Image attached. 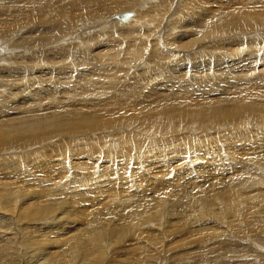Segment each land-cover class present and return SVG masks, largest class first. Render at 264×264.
<instances>
[{"label": "rangeland", "instance_id": "374dc122", "mask_svg": "<svg viewBox=\"0 0 264 264\" xmlns=\"http://www.w3.org/2000/svg\"><path fill=\"white\" fill-rule=\"evenodd\" d=\"M173 1L174 3L171 0H167V5L165 9L170 8L171 11L168 14L170 15V17L163 18L164 19L162 20L163 23L161 24V26H159L162 32L160 33L163 36L164 42H165V39L169 37L168 35L171 34L173 37V40L172 38H170L171 35L168 40L170 42L177 41L176 44L177 43L179 44V46H177L178 50L172 54L169 53L171 50L162 43V38L159 41L155 40L154 38L155 37L154 35L156 32V31L154 32V30H156V27H157L156 22L159 23L161 20V18L158 15L152 17V19L150 18V22L147 21L146 24L144 23L139 24V20H138L139 18L137 17L136 14H135L136 16L133 19H131V21L129 20V22L127 21L125 23H122L120 21L118 22L117 20H115V16H117V14L121 11L125 12L126 8H123V7L115 8V9H118V11L116 10L115 12L111 13L108 16L109 18L105 16L106 19H104V17H95V16H92L88 19L86 18V20L84 21L89 22L90 24L89 27L88 28L82 27L81 29H78L81 32V36L83 37V41H81V43L79 42V40L77 39L74 40L72 37L71 40L68 41L70 44L69 47L63 42L58 43L59 39H57L54 42L47 43L45 45H40L38 48L35 47L30 50H22V49L15 50L16 51L15 54L11 56L13 60H15L17 55H19V57H25L29 60H32V59L42 60V58H45V62L40 64L41 65L40 72L34 73L32 75V76L36 75L37 77H31L27 69L17 70L12 74V76L19 79V82H24V81L27 82L25 78L33 79L32 81L29 82L28 88H22V89L15 90L16 97H19V95L23 92H26L30 95L31 90L42 88L46 93L51 94L55 98L57 102H54V103L58 104V111L74 110L76 112L91 113L94 110L82 111V110H75V109L76 108L85 109L87 107H92V109H95L96 106L98 107V104H95L97 103L95 102V99L98 96H101L108 103H113L114 101L116 102L120 101L123 104L118 102V104L116 103V105L118 106L120 104L119 105L120 107L122 105L123 106L121 107L122 109L118 106L117 108H119L120 111L118 112L114 111L112 114V116L117 117L116 118L117 121L115 120L114 122L113 121L114 117L112 119L111 115H108V117H105V118H110L111 124H112V121L114 122L113 123L114 125L112 124L113 126L112 125L99 126V127H95V129L93 130L89 129V130H82V131H76L73 129L67 130L66 128H62V129L56 130L53 133L49 134L48 136L50 137L44 139L43 144L42 143L35 144L32 142V143H19L17 147H14V145L16 144L10 145L8 148H5V149H9L11 153L10 152L8 153L7 150L0 151V173H2L1 175H3L4 173L7 172L6 170L8 166L7 161L8 159H10V157L18 156V155L27 156L28 158L23 160V162H25L26 160H30L31 158L33 159V157H36V153L33 151L41 150L39 160L40 159L43 161L51 160L53 161V164L55 165L51 166V170L47 172L41 171L45 168L43 166L38 165V168L39 167L41 168L33 174V181L22 180L24 176L26 177V175L25 173H21L20 176L15 178V181L17 180L16 181L17 183L15 184L19 185V187H23V194L34 192L35 196L37 197L41 196L42 198H45L44 196L49 189L51 188L54 189V187L57 188L56 186H54V184L48 185L49 183H51V181L54 182L56 180L58 181L57 183H60L62 187H64L66 190V192L64 191L63 196H60L61 194L60 195L56 194L58 198L62 197V199H64L66 198V196L69 197V195H67V189L84 191L85 195L83 194L82 197L86 199L88 205L84 204L83 205L84 207L81 206L82 209L81 210L79 209V210L82 212L83 210H86L83 213L86 212L85 214L90 213L91 215H93L96 211L102 208L104 209L106 207L112 206L113 204H111L109 200L118 198L117 196H119V198L122 197V199L125 200V202L123 203V206H124L123 208H125V206L127 207V205L130 204V203H127L128 201L126 202V199L128 197V190H129V187H127V185L129 184L131 188H137L138 190V186H140L139 184L141 183L143 184L139 192L142 195L146 194L148 195L149 198H151V203H152L151 206L156 207L160 203L161 208H163V210L161 209L157 210L154 214L156 217L157 213L159 212L156 217L158 219H156L153 222H149L150 224H146L145 220H142L141 222L139 220L138 221L139 223H137L136 226H138V224L140 223L143 224V225L140 224V226L137 227V228L139 227L142 228V229L139 228V230L138 229L133 230L135 229L134 226L133 227L130 226L129 227L130 229H124V226L122 229H119V228L115 229L114 233L109 235L110 239L108 243H106L105 245H102L103 248L100 251L101 255H99L101 256V260L98 261L97 263L96 262L97 259H94V258L92 259L90 257L89 258L87 257L86 261L84 262L85 264H127V262L128 264H264V229L263 228L261 229L258 226H254V222H255V218L257 217V214H253L257 212L256 208L258 206V203H261V201H263V198H264V173L260 171V170H263L262 167L259 165H255V166L252 165L251 173L254 175L261 176L263 183H261L262 186L260 187H262L263 189H261L259 186L258 187L256 186V190L254 187V189L252 188V190H250L249 192H246L245 193L246 195L244 194V196L241 199H237L236 200L237 202L235 201L236 205L240 201H242L239 204L241 205L240 208L243 209V210H239L237 214H234L231 216L222 215L223 208L222 206L218 204V200L216 198V197L221 198L222 195L215 194V193H218L220 189H217V186H214V183L216 181L229 177L231 175L230 174L231 172H236L239 170V169L235 170L236 168H234V164L229 163L230 160L234 159L233 157L234 155H232L231 153L232 151L234 152L233 154L239 155L238 157L239 159L242 158L241 157L242 155L240 156V153L242 152V150L245 154L243 152L241 154H243V156L246 155L244 156L245 158L243 157L242 159H249V157L251 156L252 158L256 157V149L258 150L263 149L260 151H264V147H263L264 146V112H256V113L252 112L246 115L237 116L233 119H224L225 115L221 113L219 118H217L216 120H213V119L211 120V118L207 119L205 117H200L199 114L194 113V112H189L187 114L179 115V116L178 115L170 116L169 114H165L159 110L158 107H162L163 105H158L156 107H152L151 105H149L148 108L142 107L144 103H152L153 101H157L159 100L160 97L166 96V95L167 97L169 96H171L172 98L174 97L173 99L176 98L175 96H179L180 104L187 103V104H192V105L196 103H200V101H203L206 99L213 100V99L224 98L225 102H227V98H229L232 95H234L235 97H239V98L246 97L248 99H253L256 101L264 100V94L257 95L258 93H264V87H263L264 85H261L259 82V78H262L264 82V73H263L264 72V26L260 27V24H259L263 20L261 19L260 21H258L259 22L258 23V22H255L253 19L246 18V20L249 23L246 26H241V25L235 26V24L229 25L226 29V34L219 33V32L217 33L216 31L217 29H214L213 31L216 34L214 32H210L209 34L207 33L206 35H204L205 33L203 32V30L205 29V25H207V20L210 21V20H216L217 18H221L222 15L227 14L228 10L230 11L233 10V9H229V7L233 5L236 6L239 4L241 5L244 3H249V1L248 0H173ZM257 1L258 3L260 2L264 3V0H257ZM139 5L141 6V10H144V7L146 6L145 2ZM254 8L255 7H248V8H241L240 10L247 12ZM137 10H138V5H137ZM137 10H133V11L136 13ZM178 10H181V12H184L185 14L184 13L181 14L180 11L177 12ZM186 14L188 15V17ZM177 17L180 18L179 21ZM81 20H83L82 17L77 18L76 21L73 23V25H71V30H75V28L77 30V27L79 26V23H80L79 21ZM153 20H156V21H153ZM183 20L184 21L186 20L185 21L187 23L186 26H184L185 24L183 23L185 22H183ZM93 21L95 22V24ZM110 21L112 23H110ZM63 22L64 20H62V23ZM90 22H93V23H90ZM67 23L69 26L68 21ZM176 23L177 24L181 23L183 26L180 24L181 27L178 25V28L176 29L177 27ZM188 23H190V26L188 25ZM197 25L198 27H201L200 30L197 29L198 32L196 31V28H195ZM184 27H186V30L184 29ZM191 28H193L194 31ZM29 30H31V26L20 29L16 33H19L18 36L20 37ZM136 31H137V34L139 35L135 34ZM194 32L196 34H194ZM30 33L32 34V32ZM151 33L153 35L152 41L149 38H146V34H151ZM165 33H167L168 35H166ZM134 34L136 35L135 36L136 39L138 38L137 40L135 39V41L133 38ZM140 35L141 36L143 35V37H140ZM157 35H159V33ZM139 40L141 42H139ZM189 41H192L191 43L193 45L189 43ZM135 42L137 44H135ZM150 42H152V45L150 44ZM55 43H57L58 46H55ZM182 43H184L183 45L187 44L188 46H192V47L191 48L188 47L186 49L184 47L183 49V46L181 45ZM154 46L156 47L157 51L151 55L150 59L145 58L143 54H146L147 53L146 51H148L149 48L151 49L154 48ZM68 48H71V50H69ZM247 49L252 50L251 55L250 53L245 52ZM137 50L141 51V55L139 56L135 55L134 52ZM1 51H3V48L0 50V53L2 54L3 52ZM178 52L180 54L184 52L185 55L180 56V54L179 55L177 54ZM220 53L221 55L219 56ZM123 55H126V57ZM170 55H172V57H170ZM176 56L178 58H176ZM204 56H206V58ZM216 56H218V58H216ZM245 56H247L246 57L247 61L244 60L246 59ZM188 57H191L194 60V62L192 61L191 58H189L190 59L189 60ZM202 57H204V59L206 60H204ZM212 57H214L213 60L215 62L212 60ZM220 57H221V60H220ZM256 57L258 58L256 59ZM170 58L172 59L170 60ZM198 58L200 59L199 63L198 62L196 63L195 61H197ZM222 58H224L225 61L222 62ZM236 58L238 59V61ZM187 59L189 60L188 63H187L188 61ZM228 60L231 61L233 64L229 62ZM169 61H171V63H169ZM172 61H174V63L182 62V64L184 65L183 66L181 65V67H179L180 64L177 63L178 64L177 67L180 69L178 70V68L175 67ZM210 61H213V62H210ZM191 63H193V65L197 67L200 66L201 64L200 67L196 68L197 73L201 72V70L205 71L204 73H207L206 71H209V69L214 70L215 72H219V71L225 72L226 71L225 73L223 72L224 74L222 73L219 75V83L222 87L221 88L214 87V86H211L210 84L206 85L207 83L203 82L204 86L202 85V87H200L201 85H198L199 89L196 90L197 84L194 83L196 81L192 82L193 79L190 80L189 77L185 76L184 73L186 69L181 70L184 67L190 69V67H187V66H191V68L192 67L194 68V66ZM215 63L218 65H216ZM10 65L15 66L16 64L12 62L10 63ZM219 65L220 66L222 65V67H220ZM156 67L158 68L156 69ZM160 67H161V70H159ZM170 67L172 68V72L170 71L171 78H169V80L165 78L164 81H159L162 79V76L167 68L171 70ZM231 68L233 71L230 70ZM257 70H258V73H257ZM231 72L235 73L236 75V76L234 75L235 77L239 76L240 78L242 77L241 79L243 80L247 79L246 81L252 84V85L251 84L249 85L255 88H252L249 86L244 87L243 85H241L240 87L243 88L244 90L242 93H238L237 91H234V94H230L229 93L230 90H234L236 88V86H231V87L228 86V83H230L228 79L230 80L231 77L235 78L233 76L234 73L232 74ZM229 73L231 74L228 75ZM245 73H246V76H245ZM203 74L201 72V74L199 73L198 75L202 76ZM124 76H127V77H124ZM120 79L124 80L120 82L123 84V87L125 86V84L126 86L124 87L123 91H119L120 93L117 92L116 94L117 96L115 99L114 98L115 93L113 91L117 86V81L118 80L120 81ZM129 82L130 83L132 82L130 84L132 85V87L129 85ZM192 85L196 87H193ZM258 86L260 87L258 88ZM11 101L12 103L14 102L13 99H11ZM126 101H128V103ZM214 102H217V101H214ZM126 105L127 106L129 105V107H126ZM134 106H136V109H133ZM123 107H126L128 109H123ZM170 107H177V105H173ZM249 122H251V124ZM236 123L239 125H237ZM246 123H249V124L246 125ZM230 125L231 127H229ZM228 127L230 129H228ZM222 129L223 131H221ZM233 133H236V135H234ZM240 133L246 134L247 137H239L238 135ZM199 134L200 136L210 135V139L213 142H208V143H213L214 146L217 144L219 150L223 153V156H224V157H221L220 159L221 161L218 158H216V156L213 157L211 154H209L207 158L205 155H202L203 157H205V159H203L200 163H198L197 160L192 157L194 156L192 154H195V152L194 151L191 152V150L189 149L190 147L189 144L187 143L185 144L184 141L186 139H187L186 141H188L189 138L191 137H199ZM220 134L226 135V136H222ZM177 135L180 136L179 137L180 139H183V140L185 139V140L184 141L181 140L180 142H177V144L175 145L179 146L181 149L185 147L186 148L185 150L187 152L186 153L183 152V154L182 155L180 154L179 156H177V158H175L176 156L173 157L170 163L168 162L164 164H162V162L160 161H158L157 163L155 162L153 164H149L152 161H155V159L154 158H141L140 159L141 161L149 164L147 165L146 168L152 169V171L150 170V173L147 174L149 177L146 176L144 179H141V180L138 179V177L135 175H134L135 177L133 175H129V177H127V174L128 173L130 174L129 170L134 168L135 163H133V161H131L132 163L129 162L130 163L129 164L128 162H126L127 161L126 160L125 161L126 164H124L128 166L126 167L121 163L122 160L120 159L119 156L117 157L116 161L109 162L107 161V158L103 155L107 149L117 147L116 146L117 142L121 140H128L126 141V143L127 142L132 143L131 140L133 141V139H137L138 141H143L145 139H148L147 143L149 142L151 146H153L155 142H158V141L159 142L157 143V145L162 146L164 144L167 145V141L170 140L171 137H174ZM250 137H252L251 139L253 141L250 139ZM97 138L98 139L100 138L101 142L99 140L96 141ZM118 139H121V140H118ZM243 139L247 143H245ZM248 139L251 141V143ZM102 140L104 141V143ZM109 141H111V143ZM99 142L101 144H99ZM159 143H162V144H159ZM94 144L96 145L98 144L97 147L100 149L102 147L103 148L101 150L99 149L100 154L98 152L96 157L91 156L93 157L92 162H94L92 164L93 168L95 170H99L100 165H101L102 167L107 168L106 170H104L105 173L106 172L111 173L112 182L110 181L111 182L110 185L108 184L106 188L98 187L97 185H95V182L93 180H90L84 177L83 175H81V173H78L77 169L75 171V168H74L75 163H77V165L81 163L80 164L81 166H79V168H82V166L84 165L83 162L85 163L87 162V164L91 162V160L89 159L90 155H87L88 154L87 151H91L92 145ZM102 144L103 146L100 147V145ZM195 145L197 144H194V146ZM213 145L211 148H214ZM217 146L215 148H217ZM174 147H175L174 145L171 146V149H172L171 151H173L176 148ZM230 147H233L234 150L231 149ZM235 149L238 152L235 151ZM102 150L104 151L102 152ZM81 153H86V154H81ZM108 153L109 152H107V154ZM185 154L186 156H183ZM247 154L248 155L251 154V156L250 155L247 156ZM102 155L105 157L108 165L106 161H104L105 159H103ZM179 158L180 160L181 159L182 160L181 161L176 160ZM119 159L121 160L120 162L118 161ZM188 159L191 161H194L195 163L191 162V163L183 165V161L188 162L189 161ZM4 160L6 163L4 162ZM122 162L124 163V161ZM21 164H24L26 167V163H21ZM109 164L112 165V167L113 165L115 167L112 168ZM181 164H182L181 170L183 171L178 169L180 168ZM24 165H21V167L23 166L22 168L25 169ZM263 165H264V161H263ZM107 166L109 167L110 170H108ZM130 166L132 168H130ZM207 166L209 167V169H211L210 170L211 172L208 171L209 169L207 168ZM62 167L65 168L64 173H62L59 170V169H63ZM150 167H153V168H150ZM119 168L122 169L123 171L120 170ZM162 169H163V172H162ZM168 170H172V173H168ZM155 172L159 173V175L161 172L162 175H165L164 178L168 179V181L167 180L166 181L170 183H167L164 179H162L163 178L162 175L160 176L161 178L158 177L159 175L156 176L157 174ZM165 172L167 173L165 174ZM208 172L210 173L212 177L208 175ZM169 174H172V176L170 175L168 178L167 175ZM119 175H121L122 181L121 179H119L120 178ZM152 175H155V176H152ZM206 176L208 178H206ZM54 177H57V178L55 179ZM74 177L76 178L75 180H74ZM170 177H171V180H170ZM129 178H131V184H130ZM148 178L149 179L151 178L150 182H148L149 181ZM186 178L189 180L191 179V181L186 180ZM196 178L197 179L199 178V179L197 180ZM160 179L162 181L164 180V182H162ZM207 179H209L208 180L209 185L205 183ZM38 180H40V183L42 186L36 185L38 184ZM45 180H48L47 185L43 183ZM145 180L146 182H148V187H147L148 190L145 187L147 185V183L144 182ZM202 180L209 189L208 195L210 198V202L212 203V201H214L215 204L213 203L209 205L204 204L202 208L198 207V209H196L193 207L191 211H189V209L186 208L187 206L186 202H184L183 205H185V209H186V212L184 214L179 209L181 207L180 206L179 208L176 207V209L174 210L181 211L182 213L180 214L181 216L178 213H176L175 215L173 214L170 215L169 212L172 213V211L168 209L167 200L169 201V198L170 199L173 198L174 197L173 195H175L176 191H177L176 194H182L184 192L188 195V192L191 190L192 186H195V189L192 188V192H194V190L195 192L194 193L189 192L188 198H190L191 196V198L199 199L197 198L199 197V195L197 194L199 193L198 186L199 184H203ZM213 180L214 182H212ZM113 181L116 184L115 186H117L116 188L117 192L115 191V188H114L115 186L113 184ZM156 181L158 182V184L161 181L162 185L160 183V186H162V188L164 187V189H168L167 190L169 192L168 196H166L167 195L166 191H164L166 194L164 192H162L163 193L162 194L160 193V191H158L160 186L156 183ZM31 182L34 183L36 186H30ZM178 182L180 185L177 184ZM190 182H192L193 185H191L192 183L190 184ZM144 183L146 185H144ZM151 183L152 185L150 187L149 184ZM154 183H156L157 187ZM89 184L91 185L88 186ZM173 184H177L178 186L175 185L173 187ZM185 184H188V185H185ZM183 185L187 187L184 188ZM170 187H173L174 190H172ZM162 188H160L161 191H162ZM182 188H183L182 192L179 191ZM108 191L109 193H107ZM150 191L151 193H149ZM257 191L259 193L258 196L260 198L257 197V194H258ZM152 192H153V195H151ZM106 193L108 194L109 197L106 196L105 198L103 196L107 195ZM158 193H159V197H157ZM170 193H171V196L169 195ZM249 193L251 194L253 193V195ZM109 194L110 195L113 194L112 196L114 198L111 197ZM154 194H156L157 196H155ZM161 194L163 195V197ZM248 194L250 197L248 196ZM192 195L194 196L192 197ZM160 196L163 199L160 198ZM182 197H185V196H182ZM252 197L255 200L254 199L251 200ZM107 198H110V199L107 200ZM154 198H156L158 201L155 200ZM186 198L187 197H185V199ZM159 199L160 200L162 199V200L160 201ZM154 200L156 201L155 203H154ZM246 200L248 203L245 202ZM253 200L254 202H256L255 207L254 205H252ZM60 202H61V199H59V210H57V212L52 211L48 213V217H44L43 218L44 221L39 223V225H41L42 232L53 233L55 235L64 234L67 228L75 229L81 224L77 220L76 217H74V219L68 220L69 217H67L66 214L69 212L75 213L76 211L73 210L72 207L67 205L66 203L61 204ZM107 202H109L108 206H106ZM103 203L106 205H103ZM246 204L248 206H246ZM14 205L15 204L6 203L0 209L1 211L0 212V234L2 233V235H0L1 236L0 238L7 237L9 233H11L15 229V228H11L12 225H13L12 227H15L18 224L24 225L32 220H37V218H32L31 216L22 214V212H19L18 209H17V212L14 213L13 207L14 208L16 207ZM5 207H11V210L6 211L3 209ZM92 208L95 209V212L94 210L92 212L90 211L92 210ZM245 208L249 212L246 211ZM82 212H80L79 214H81ZM166 212H168V215L171 216L169 218L167 217L168 220L163 218L164 216L167 215ZM262 212H260V214H261V217L264 218V213ZM90 214L89 216H91ZM199 214H200V218H199ZM176 215H178L181 218H179ZM162 218H163V221H165V224H162L163 226L160 224L162 226L160 227L158 226L159 224L157 223ZM20 220H24V221H20ZM4 221H8V222H4ZM144 223H145V226H144ZM148 227H150V229L152 230L150 229L148 230ZM254 227H257V229ZM158 228L160 230L159 232L160 234L156 233V231L158 232ZM253 230L256 232L257 235L260 236V239H255V237L257 236H254ZM126 234L127 236H125ZM93 252L94 250L90 252L91 256ZM26 255H31V254H22V253L20 254L21 264H26V262H22L23 260L22 257ZM75 259L76 258L70 257V258L61 259L60 262L62 264H66L67 262H69L67 264H78V262H75L77 261V259L76 260ZM50 260H54V259L50 258ZM90 260L91 261L93 260L94 262H91ZM82 261L84 260H81L79 264H84ZM34 262H37V257L29 260V264H33Z\"/></svg>", "mask_w": 264, "mask_h": 264}, {"label": "bare ground", "instance_id": "6f19581e", "mask_svg": "<svg viewBox=\"0 0 264 264\" xmlns=\"http://www.w3.org/2000/svg\"><path fill=\"white\" fill-rule=\"evenodd\" d=\"M171 1L174 3L173 0H171ZM248 1H249V3H244L241 5L239 4L236 6L233 5V6L229 7V9H233V10L232 11L228 10L227 14L222 15L221 18H217L216 20H210V21L207 20V25H205V29L203 30V32L205 34L204 33L203 34L206 35L207 33L209 34L210 32H214L213 31L214 29H217L216 30L217 33L219 32V33H223V34L225 33L226 34V29L229 25H234V24H235V26H240V25L246 26V25H248L249 23L246 20V18L253 19L255 22H258L262 19L263 21H261L260 23L258 22V23L260 24V27L261 26L263 27L264 26V3H261V2L258 3L257 0H248ZM143 2H145L146 6L144 7V10H141V6L139 4H143ZM137 5H138V10H137ZM166 5H167V0H0V36H1L0 37V39H1L0 40V50L3 48V51H1L3 53L2 54L0 53V151H2V150L6 151L7 150L8 153L9 152L11 153V151H9V149H5V148H8L10 145H13V144H16V145H14V147H17L19 143H32L33 142L35 144H39V143L43 144V140L50 137V136H48L49 134L53 133L56 130L62 129V128H66L67 130L73 129L76 131H82V130H89V129L93 130V129H95V127H99V126H110L115 122V120L117 121V119H116L117 117L112 116L113 112L114 111H117V112L120 111V109L117 108L120 104L118 106L116 105V103L118 104V102H120V101H117V102L114 101L113 103H108L101 96H98L95 99V102H97L95 104H98V107L96 106L97 108L95 107V109H92V107H87L85 109L84 108H76L75 109V110H82V111L94 110L91 113H89V112H76L74 110L58 111V104L54 103V102H57L55 100V98L51 94L46 93L42 88H37L35 90H31L30 95L26 92H23L19 95V97H16L15 96V94H16L15 90L22 89V88H28L29 82L32 81L33 79L25 78L27 80V82L26 81L19 82V79L12 76V74L17 70L27 69L29 71V75L31 77H37L36 75H34V76H32V75L34 73L40 72V70H41L40 64L45 62V58H42V60L41 59L29 60L25 57H19V55H17L15 60H13V58H11V56L13 54H15V52H16L15 50H17V49L30 50V49H33L35 47L38 48L40 45H45L47 43L54 42L57 39H59L58 43L63 42L64 44H66L69 47L70 44L68 41H70L72 37L74 40L77 39L81 43V41H83V37L81 36V32L78 29H81L82 27H84V28L89 27V25H90L89 22L84 21V20H86V18L88 19L92 16H95V17H104V19H106L105 16L108 17L111 13L115 12L116 10L118 11V9H115V8L123 7V8H126L125 12L121 11L117 14V16H115V20H117L118 22L120 21L122 23H125L127 21L129 22V20L131 21V19H133L137 15V17L139 18L138 19L139 24H141V23L146 24L147 21L150 22V18L152 19V17L158 15L161 18V20H160V22L158 21L159 23L156 22L158 28L155 26L156 30H154V32L155 31L156 32H155L154 38L157 41L161 40V38H162V43L167 48H169L171 51H173V52H171V51L169 52L172 54L178 50L177 46H179V44L178 43L176 44L177 41L176 42L175 41L170 42L168 40L170 35H171V34L170 35L167 34L169 32L165 33L169 37H167V39H165V42H164L163 36L161 34L162 32H161L160 27H159L163 23L162 22V20H164L163 18L170 17V15H168V14L171 10H170V8L165 9ZM248 7H255V8L251 9L247 12L240 10L241 8H248ZM133 10H137L136 13ZM179 11L181 12V10H178L177 12H179ZM122 13H131L132 15L126 21H123L118 17V15H120ZM182 13H184V12H181V14ZM81 17L83 18V20L79 21L80 23H79V26L77 27V30H76V28H75L76 31L71 30V25H73V23L76 21L77 18H81ZM182 17H184V16H182ZM187 17H188V15H187ZM104 19H103V21H104ZM177 19H178V21L180 20V18H178V17H177ZM182 19H184V18H182ZM62 20H64L63 23H62ZM66 20L69 22V26H68V23ZM112 21H114V20H112ZM153 21H156V20H153ZM185 21L183 20V22H185ZM93 22H90V23H93ZM110 23H112V22L110 21ZM115 23H117V22H115ZM94 24H95V22H94ZM180 24L181 23H179V24L176 23V25H177L176 29L178 28V25L181 27L182 24L181 25ZM183 24H185L184 26L187 25L186 22ZM129 25H131V24H129ZM188 25L190 26V23H188ZM29 26H31V30L25 32L22 36L19 37L18 36L19 33H16V32L20 29L27 28ZM143 26H145V25H143ZM168 26H170V25H168ZM197 27H198V25L195 27L196 31L198 32V30H200L201 27H198V28ZM193 28H191V29H193ZM184 29L186 30V27H184ZM184 29H182V30H184ZM194 29H193V31H194ZM30 32H32V34ZM187 32H189V31H187ZM158 33H159V35H157ZM135 34L139 35V34H137V31ZM135 34L133 37L134 41L136 39ZM191 34H193V33H191ZM194 34H196V33L194 32ZM198 34H200V33H198ZM140 37H143V35L142 36L140 35ZM146 38H149L152 41L153 40L152 33L146 34ZM170 38H172V40H173L172 35ZM136 42H135V44L138 43V42L137 43ZM139 42H141V41L139 40ZM191 42L192 41H189V43H191ZM184 43L181 44L183 46V49H184V47H185V49L188 47H190V48L192 47V46H188L187 44L183 45ZM150 44L152 45V42H150ZM146 45H145V47H146ZM149 45H148V47H149ZM55 46H58L57 43H55ZM68 49L71 50V48H68ZM179 49H181V48H179ZM156 51H157L156 47L154 46V48H152V49L149 48L148 51H146L147 53L143 54V56L145 58L150 59L151 55ZM222 52H224V51H222ZM245 52L250 53V55L252 54L251 49H247ZM134 53H135V55H138V56L141 55V51H139V50L135 51ZM221 53L219 54V56L221 55ZM225 53H227V52H225ZM177 54L179 55L180 53L178 52ZM130 55H132V54H130ZM184 55H185L184 52L180 54V56H184ZM123 56L126 57V55H123ZM180 56H179V58H180ZM170 57H172V55H170ZM204 57L206 58V56H204ZM204 57H202V58L204 59ZM214 57H212V60ZM221 57H220V60H221ZM246 57L247 56H245V58ZM176 58H178V57L176 56ZM189 58H191V57H188V59ZM216 58H218V56H216ZM257 58L258 57H256V59ZM171 59L172 58H170V60ZM194 59H196V58H194ZM223 59L224 58H222V62L225 61V59L224 60ZM236 59H235V61H236ZM189 60L187 61V63L189 62ZM199 60L200 59L198 58V60L195 62L199 63ZM204 60H206V59H204ZM244 60L247 61V58ZM146 61H147V59H146ZM192 61L194 62L193 59H192ZM213 61H210V62H213ZM237 61H238V59H237ZM258 61H260V60H258ZM12 62H14V64H16V65L15 66L10 65V63H12ZM172 62L176 68H178L177 67L178 64H180L179 67H181V65L182 66L184 65L180 61H179L180 63L177 62L178 64L174 63V61H172ZM229 62H231V61H229ZM169 63H171V61H169ZM191 64L193 65V63H191ZM216 65H218V64H216ZM222 65H224V64H222ZM222 65L221 66L219 65V66L222 67ZM200 66H201V64H200ZM200 66H198V67H200ZM203 66H204V64H203ZM158 67H156V69ZM187 67H190V69L184 67L181 70L186 69V71L184 73L185 76L189 77L190 80L193 79L192 82L196 81L194 83L197 84L198 88L196 86L192 85L193 87H196V90L199 89L198 85H201L200 87H202V85L204 86V83H207L206 85L210 84L211 86H214V87H220V88L222 87L219 83V75L222 74L224 71L215 72L214 70L209 69V71H206L207 73H204L205 71L201 70L202 74L203 73L204 74L202 76L201 75L199 76L198 74L199 73L201 74V72L197 73V69H196V68H198L197 66H194V68L193 67L191 68V66H187ZM170 69L171 70H169V68H167L165 70V72L162 76V79L159 81H164L165 78L167 80H169V78H171L172 68L170 67ZM215 69H217V68H215ZM223 69H225V68H223ZM159 70H161V67ZM178 70H180V69L178 68ZM230 70H232V68ZM198 71H199V69H198ZM133 72H134V70H133ZM231 73L233 74L234 72H231ZM231 73H229L228 75H230ZM257 73H258V70H257ZM130 75H132V74H130ZM130 75H128V76H130ZM234 75H235V73L233 74V76ZM245 76H246V73H245ZM124 77H127V76H124ZM241 78L239 76H237L235 78L231 77L230 80L228 79V81L230 82V83H228V86H230V87L236 86V88L234 90H230V92H229L230 94H234V91H237L238 93H242L244 90H243V88L240 87L241 85H243L244 87L249 86V87L255 88V87L249 85L251 83L246 81L247 79L243 80ZM34 80H36V79H34ZM122 80L123 79H120V81L119 80L117 81V86L113 91L115 93L114 94L115 99L117 96L116 95L117 92L123 91L124 87L126 86V84H125V86L123 87V84L120 83ZM250 81H251V79H250ZM175 82H176V80H175ZM259 82L261 85H264L262 78H259ZM131 83L129 82V85ZM130 86L132 87V85H130ZM259 87L260 86H258V88ZM263 94L264 93H258L257 95H263ZM175 97L176 98L173 99L174 97L172 98L171 96H169V97H167V95L162 96L159 98V100L153 101L152 103H144L142 105V107L148 108L149 105H151L152 107H156L158 105H163L162 107H158L159 110L165 114H169L170 116H174V115L179 116V115L187 114L189 112H194V113L199 114L200 117H205L207 119L211 118V120L212 119L216 120L217 118H219L221 113H223L225 115L224 119H233L237 116L246 115V114L252 113V112L253 113L264 112V100H262V101L257 100L256 101L253 99H248L246 97H240L239 98V97H235L234 95H232L229 98H227V102H225L224 98L213 99V100L212 99L211 100L206 99V100L200 101V103H196V104L192 105V104H187V103L180 104L179 103L180 97L179 96H175ZM11 99L14 100L13 103H12ZM214 101H217V102H214ZM93 102H94V100H93ZM126 102L128 103V101H126ZM120 103H122V102H120ZM132 103H134V102H132ZM134 104H136V103H134ZM169 105L170 106L177 105V107H170ZM126 107H129V105L128 106L126 105ZM126 107H123V109H128ZM133 109H136V106H134ZM155 109H157V108H155ZM121 111H123V110H121ZM121 114H119V115H121ZM108 115H111L112 119L114 117V120H113L114 122L112 121V124H111L110 118H105V117H108ZM132 117H134V116H132ZM124 118H125V116H124ZM249 123L251 124V122H249ZM249 123H246V125ZM231 125L229 127H231ZM237 125H239V124H237ZM229 127H228V129H230ZM221 131H223V129ZM127 133H125V134H127ZM236 133H233V134L236 135ZM220 135H222V134H220ZM222 136H226V135H222ZM227 136H228V134H227ZM238 136L239 137H247V135L244 133H240ZM179 137H180L179 135L171 137L170 140L167 141V145L164 144L162 146L157 145V143L159 141L155 142V144L153 146H151L149 144V142L147 143L148 139H145L143 141H138L137 139H133V141L131 140L132 143H130V142L126 143V141H128V140L118 139L121 141H118V140H117L118 142L116 141L117 147H115V145H114L115 148L107 149L103 155L107 158V161H109V162L116 161L117 157L119 156L120 159L122 161H124V163L120 159L118 161L119 162L121 161V163L123 165L126 164V162L129 163V162L133 161V163H135L134 168H132L130 166V168H132V169L129 170L130 174L129 173L127 174V172H126L127 177H129V175H133V176L135 175L138 177V179L141 180V179H144L146 176L149 177L147 174L150 173V170L152 171V169L146 168L147 165L153 164L155 162L157 163L158 161L162 162V164L168 163V162L170 163L173 157L176 156L175 158H177V156H179L180 154L182 155L183 152L184 153L187 152L185 150L186 149L185 147L181 149L179 146L175 145V144H177V142H180L181 140H183V139H180ZM251 138L252 137H250V139ZM122 139H123V137H122ZM206 139H207V141H206ZM244 139H243V141H244ZM98 140L100 141V138L99 139L97 138L96 141H98ZM186 140L184 141V143L189 144V146H190L189 149L191 150V152H193V151L195 152V154H192V155H194L192 157L195 158L198 163H200L203 159H205V157H203L202 155H205L207 158L208 155L211 154L213 157L216 156V158H218L219 160L221 159V157H224L223 153L219 150L217 144L214 146L213 143H208V142H213L210 139V135L200 136V134H199V137H191V138H189L188 141H186ZM248 140H246V141H248ZM236 141H237V139H236ZM100 142H99V144H101ZM109 142L111 143V141H109ZM103 143H104V141H103ZM106 143H108V142H106ZM245 143H247V142H245ZM250 143H251V141H250ZM159 144H162V143H159ZM194 144H197V145L194 146ZM97 145L96 144L92 145L91 151H87L88 152L87 155H90L89 159L91 160V162L89 164H87V162L86 163L83 162L84 165L82 166V168H79V166H81L80 165L81 163L78 165H77V163H75L74 168H75V171L77 169L78 173H81V175H83L84 177H86L90 180H93L95 182V185H97L98 187H100V188L105 187L106 188L107 185L108 184L110 185V183L112 182L111 173H108V172L105 173L104 170H106L107 168H104L101 165H100L99 170H95L93 168V165H92L94 163V162H92V158L96 157V155L100 149L97 147ZM105 145H107V144H105ZM172 145H174L176 147V148L174 147L175 149L173 151H171ZM212 145L214 146V148H211ZM102 146H103V144L100 145V147H102ZM216 146H217V148H215ZM230 148L234 150L233 147H230ZM215 149H216V151H215ZM260 150H263V149H260ZM260 150L256 149V157H254V158H252L251 154H249L251 156V157H249V159H242L244 156H246V155L243 156V154H241L243 152V150H242V152L240 151L241 153L239 152L240 156L242 155L241 159L238 158L239 157L238 154H233L234 152L232 151L231 153H232V155H234L233 156L234 159L230 160L229 163L234 164V168H236L235 170H237V169H239V170L236 172H231L230 173L231 175L229 177H226L224 179H220L218 181L215 180L216 182L214 183V186H217V189H220L219 192L217 191L218 193H215V194L222 195L221 198H218V197H216V198L218 200V204L220 206H222V208H223V211H222L223 216H226V215L231 216V215L237 214V212H239V210H243L242 208H240L241 205L239 204L242 201H240V202L238 201L239 203L237 205H236L235 201L237 199H241L244 196V194L246 192H249L250 190H252V188L254 189V187H255V190H256V186L257 187L262 186L261 183H263V182H262L261 176L260 175H254L251 173V166L252 165L261 166L263 170H260V169L259 170L262 173H264V165H263L264 151H260ZM5 151H3V152H5ZM103 151L104 150H102V152ZM235 151H237V150L235 149ZM33 152L36 153V157H33V159L31 158L30 160H26L25 162H23V160L27 159L28 157L23 156V155L10 157V159H8L9 162L6 159L7 164H8L7 169H6L7 172L4 173L3 175H1L2 173H0V209L3 207L4 204L11 203V204H15L14 206H16L15 208L13 207L14 213H16L17 209H18V211L22 212V214H24V215L31 216L32 218H37V220H32V221H30L24 225L18 224L15 227H12L13 226L12 225L11 228H15V229L11 233H9V235L7 237H4L5 239L0 238V264H21V259H20L21 253L33 255V256L26 255L24 257L21 256L23 258L22 262H26V264H29V260L34 259L36 257H37V262H34L33 264H62L60 262L61 259L70 258V257L76 258L77 261H75V262H78V264H79V262H81V260H84V261H82L84 263L86 261L87 257L88 258L90 257L92 259L93 258L97 259L96 262L98 263V261L101 260V256H99V255H101L100 251L103 248L102 245H105L106 243H108V241L110 239L109 235L113 234L115 229H117V228L122 229L123 226H124V229H130L129 228L130 226H132V227L134 226L135 229H133V230H136V229L139 230V228L142 229L141 227L137 228L138 226H140L141 223L138 224V226H136L137 223H139L138 222L139 220H140V222L142 220H145L146 224H150L149 222H153L156 219H158L156 217H157L159 212L157 213L156 217L154 215L155 212L157 210H160V209L163 210V208H161V206H160V203L156 207L151 206V204H152L151 198H149L148 195H146V194L142 195L139 192L140 188H142L141 187L143 185L142 183L139 184L140 186H138V190H137V188H131V186L129 184H128L129 186L127 185V187H129V190H128V197L126 199V202L128 201L127 203H130L129 205H127V207L125 206V208H123L124 207L123 203L125 202V200L122 199V197L119 198V196H117L118 198H114L112 196L113 194H111V195L109 194L114 199L112 198L113 200H111L110 198H107V200L110 199L109 201L113 205L112 206L109 205L110 207H106L104 209L101 207L102 209H100L96 212H95L94 208H92V210L89 209L91 212L93 210L95 212L93 215H91L89 213L91 216H89V214H85L86 212L83 213L86 210H83V212L80 211L82 209V207H84L83 205L87 204L86 199H84L82 197L85 192L67 189V195H69V197H67L64 194L66 196V198H64V199H62V197L58 198L57 195L61 194L60 196H63V193H64V191L66 192V190L64 187H62V185L60 183H57L58 182L57 180L54 182L51 181V183L48 184V185L54 184V186H56L57 188H55V187H54V189L51 188L46 192V194L44 193L45 198H42L41 196L40 197L35 196L34 192H31L28 194H23V187H19V185L15 184V183H17L16 182L17 180L15 181V178L20 176L21 173H25L26 177L24 176V178L22 180L33 181V174L41 168V167L38 168V165L43 166L45 169H43L41 171H46V172L51 170V166L55 165V164H53V161H51V160H47V161H43L41 159L39 160L41 150L40 151L35 150ZM107 152H109V153L107 154ZM165 153H167V154H165ZM81 154H86V153H81ZM99 154H100V152H99ZM236 155H238V156H236ZM249 155L247 154V156H249ZM91 156H93V157H91ZM104 156H103V159H105ZM183 156H186V154ZM20 157H21V159H20ZM100 158H101V156H100ZM141 158H154L155 161L151 160L152 162L147 164V163L141 161L140 160ZM191 158H189V159H191ZM176 160H180V158L176 159ZM212 160H213V158H212ZM104 161H106V159ZM107 161H106V163H107ZM4 162H5V160H4ZM147 162H149V161H147ZM191 162L195 163L194 161L189 160L188 162L183 161V165L191 163ZM21 163H26V167L24 164H21ZM117 164H118V162H117ZM21 165H24L25 169L22 168L23 166L21 167ZM107 165H108V163H107ZM110 166L112 167V165H110ZM124 166H126V165H124ZM204 166H205V164H204ZM113 167H115V166L113 165ZM118 167H119V165H118ZM126 167H128V166H126ZM181 167H182V164H181L180 168H178V169L181 170ZM62 168L63 169H59V170L62 173H64L65 168L64 167H62ZM95 168H96V166H95ZM150 168H153V167H150ZM154 168H155V166H154ZM207 168L209 169L208 166H207ZM127 169H129V168H127ZM205 169H206V167H205ZM108 170H110L109 167H108ZM120 170H122V169H120ZM210 170L211 169H209L208 171L211 172ZM165 171H166V169H165ZM181 171H183V170H181ZM162 172H163V169H162ZM185 172H187V171H185ZM201 172H202V170H201ZM209 172H208V175L211 176ZM155 173L157 174L156 176L159 175V173H157V172H155ZM166 173L167 172H165V174ZM168 173H172V170H168ZM244 173H245V175H244ZM67 174H69V173H67ZM161 175H162V173L160 172V175L158 177H160ZM170 175L172 176V174L167 175L168 178ZM175 175H176V173H175ZM119 176H120L119 179H121V175H119ZM150 176H151V174H150ZM152 176H155V175H152ZM162 176H163L162 179H164L165 181L166 180L168 181L167 178L166 179L164 178L165 175H162ZM193 176H192V178H193ZM109 177L111 180L109 179ZM130 177H132V176H130ZM176 177H177V175H176ZM54 178L56 179L57 177H54ZM112 178H114V177H112ZM206 178H208V177L206 176ZM75 179L76 178L74 177V180ZM150 179H149V181L148 180L147 181L150 182ZM196 179H194V180H196ZM129 180H130V184H131V178H129ZM153 180H154V178H153ZM164 180L163 181L161 180V181L164 182ZM170 180H171V177H170ZM186 180H189V179L186 178ZM208 180L209 179H207V181L205 183H207L209 185ZM47 181L48 180H45L43 183L47 185ZM121 181H122V179H121ZM161 181H160V183L162 185ZM189 181H191V179ZM144 182L147 183V185L145 183H144V185H146L145 187L148 190V188H147L148 182H146V180ZM192 182H190V184ZM202 182H203V180H202ZM212 182H214V180ZM156 183L158 184L157 181H156ZM156 183H154V184L156 185ZM160 183L158 184L159 186H160ZM167 183H170V182H167ZM205 183L203 182V184H199V186H198L199 190L198 189L197 190L199 193H197V194L199 195V197H197V198H199V199L191 198V196H190V198H188L189 192H192V188L195 189V186H192L191 190L188 192V195L184 192H183L184 194L183 193L182 194H176L177 191L176 190H175L176 192L173 191V192H175L176 196L172 194L174 197L171 199L169 198V201L167 200L168 209H170L172 211V213L169 212V214L175 215L176 213H178L180 215V214H182L181 211L184 214L186 212L185 205H183L184 202H186V204H187L186 208H188L189 211H191V209L193 207L196 209H198V207L202 208V206L204 204L205 205L206 204L209 205L212 203L215 204L214 201H212V203L210 202V198L208 195L209 189L205 185ZM113 184H114V186L116 185L114 181H113ZM177 184H179V182ZM177 184H173V187ZM36 185H41L40 180H38V184H36ZM36 185L32 182L30 184V186H36ZM90 185L91 184H89L88 186H90ZM137 185H138V183H137ZM149 185L151 187L152 183ZM185 185H188V184H185ZM191 185H193V183ZM159 186H158V188H159ZM183 186H181V187H183ZM156 187H157V185H156ZM173 187H170V188L172 190H174ZM186 187L184 186V188H186ZM114 188L116 191L117 186H115ZM160 188H162V186H160ZM160 188L158 191H160V193L166 191L167 192L166 196H168V193H169L167 191L168 189H164V187H163L162 191H161ZM260 188L263 189L262 187H260ZM124 189H125V187H124ZM182 190H183V188L179 191L182 192ZM258 191H257V193H258ZM194 192H195V190H194ZM194 192H192V193H194ZM104 193H105V191H104ZM107 193H109V191ZM149 193H151V191ZM154 193H155V191H154ZM156 194H154V195L157 196ZM249 194H251V193H249ZM249 194H248V196H249ZM255 194H256V192H255ZM91 195H92V193H91ZM151 195H153V192ZM169 195L171 196V193ZM212 195H210V196H212ZM251 195H253V193ZM258 195H259V193L257 194V197H259ZM106 196H108V194L104 195L103 197L106 198ZM182 196H185L187 198L185 199V197H182ZM193 196L194 195H192V197ZM261 196H262V194H261ZM157 197H159V193H158ZM162 197H163V195H162ZM162 197L160 196V198H162ZM96 198H98V197H96ZM156 198H154V199L157 200ZM59 199H61V202H60L61 204L66 203L67 205L71 206L73 210L76 211L75 213L69 212L66 214V216L69 217L68 220L74 219V217H76L77 220L81 224L80 225L77 224L79 226L75 229L67 228V230L65 231L64 234L55 235L53 233L42 232L41 231V225H39V223L44 221L43 220L44 217H48V213H50L52 211L57 212V210H59ZM252 199H254V198L252 197L251 200ZM155 200H154V203L156 202ZM254 200L252 202V205H254V207H255L256 202H254ZM263 201H264V198H263ZM263 201H261V203H258V206L256 208L257 212L253 213V214H257V217L255 216L256 218H255L254 226H258L261 229L262 228L264 229V218H262L261 214H260V212L264 211V202ZM104 202H106V201H104ZM245 202H247V200ZM99 203H100V201H99ZM108 203L109 202L106 203L107 205L103 203V205L108 206ZM163 203H164V201H163ZM243 204H245V203H243ZM246 206H248V205L246 204ZM98 207H100V206H98ZM164 207H165V205H164ZM176 207H178V208L180 207L179 209L181 211H175L174 209H176ZM3 209L6 211L11 210V207H5ZM79 211L82 213L79 214L80 213ZM246 211H248V210L246 209ZM248 212H246V213H248ZM166 213L168 215V212H166ZM262 213H264V212H262ZM167 215L164 216L163 218L168 220V218L171 216H169V215L167 216ZM176 216H178V215H176ZM163 218L160 219V221L157 223V224H159L158 226H160V227L163 226L162 224H165V221H163ZM179 218H181V217H179ZM199 218H200V214H199ZM1 221H3V220H1ZM20 221H24V220H20ZM4 222H8V221H4ZM145 223H144V226H145ZM151 224H153V223H151ZM141 225H143V224H141ZM150 227H148V230L150 229ZM254 228L257 229V227H254ZM150 230H152V229H150ZM159 232H160V230L158 228V232L156 231V233H159ZM164 232H165V230H164ZM117 233H119V232H117ZM253 234H254V236H257V237H255V239H260V236L257 235L254 230H253ZM0 235H2V233ZM125 236H127V234ZM122 237H124V236H122ZM92 250H94V252L92 253V256H91L90 252ZM50 258H53L54 260H50ZM91 262H94V261L92 260ZM67 263H69V262H67ZM127 264H128V262H127Z\"/></svg>", "mask_w": 264, "mask_h": 264}, {"label": "water", "instance_id": "95a60500", "mask_svg": "<svg viewBox=\"0 0 264 264\" xmlns=\"http://www.w3.org/2000/svg\"><path fill=\"white\" fill-rule=\"evenodd\" d=\"M132 14L131 13H122L120 15H118V17L123 20L126 21Z\"/></svg>", "mask_w": 264, "mask_h": 264}]
</instances>
